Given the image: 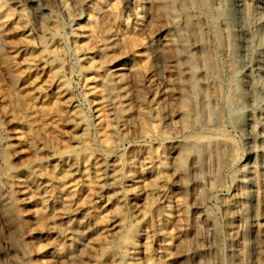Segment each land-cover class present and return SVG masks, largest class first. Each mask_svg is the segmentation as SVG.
<instances>
[{"label":"rangeland","instance_id":"1","mask_svg":"<svg viewBox=\"0 0 264 264\" xmlns=\"http://www.w3.org/2000/svg\"><path fill=\"white\" fill-rule=\"evenodd\" d=\"M168 1L0 0V264H264V0Z\"/></svg>","mask_w":264,"mask_h":264},{"label":"bare ground","instance_id":"2","mask_svg":"<svg viewBox=\"0 0 264 264\" xmlns=\"http://www.w3.org/2000/svg\"><path fill=\"white\" fill-rule=\"evenodd\" d=\"M162 1V0H161ZM167 1V0H166ZM172 1V0H171ZM170 1V2H171ZM192 1V0H191ZM205 1V0H204ZM169 2V1H168ZM170 2H169V5H170ZM175 2V1H174ZM173 2V3H174ZM202 2V1H201ZM172 4V3H171ZM157 5V4H156ZM168 5V4H167ZM174 6V5H173ZM263 6H264V4H263ZM158 7H160L159 5H158ZM171 7H172V5H171ZM0 8H1V3H0ZM161 8V7H160ZM263 8V7H262ZM162 9V8H161ZM264 9V8H263ZM163 10V9H162ZM171 10H173V9H171ZM174 10H175V7H174ZM159 12H160V10H159ZM166 12V11H165ZM167 12H168V10H167ZM161 13H162V11H161ZM175 13V12H174ZM163 14V13H162ZM165 14V13H164ZM168 14H169V12H168ZM176 14H177V12H176ZM158 15V14H157ZM161 15V14H160ZM172 16H174L175 14H171ZM171 16V17H172ZM170 17V16H169ZM178 17V16H177ZM190 17H192V16H190ZM176 19V18H175ZM187 24V23H186ZM188 26V25H187ZM230 29V28H229ZM139 37V36H138ZM172 38L170 37V35H168L167 37H166V39H165V45H164V47L168 50L169 49V51H170V49L171 48H173V46H172V40H171ZM178 51V50H177ZM173 53V52H172ZM171 56V55H170ZM175 56V55H174ZM30 61V60H29ZM33 63V61H30V63ZM29 63V65H32V63L30 64ZM234 63V62H233ZM1 64L3 65V67H4V69L3 70H5L6 72H7V74H9L11 77H13V74H12V68H11V60L9 59V58H3V61L1 62ZM231 64V63H230ZM26 66L25 67V72L26 73H29L28 71H30L31 69H33V66ZM233 66V65H232ZM127 71H129V70H127ZM126 70L124 71V70H120V73H121V75H120V77H121V80H120V83H125V81H126V75H128V74H126V73H128ZM31 74V73H30ZM129 74H131V73H129ZM131 75H134V77L137 79L138 77H140V71L138 70V69H134V70H132V74ZM183 75V74H182ZM196 77V76H195ZM138 80V79H137ZM136 80V81H137ZM193 80V79H192ZM198 80V79H197ZM196 80V81H197ZM111 85H114V82H112L111 81ZM14 84V83H13ZM195 85H197V83L195 84ZM198 86V85H197ZM195 88H196V86H194ZM201 87V85L199 86V88ZM178 88V87H177ZM180 91V90H179ZM136 92V91H135ZM137 93V92H136ZM127 96V95H126ZM125 96V97H126ZM189 97V96H188ZM188 97L186 98V99H188ZM193 97V96H192ZM191 96H190V98H192ZM220 97V96H219ZM185 98V97H184ZM182 99L181 100V103H180V105H181V109H182V114H183V117H184V121H186L187 123H185L184 125L187 127L188 126V123H189V121H187V119H188V117H189V110L187 109L188 107H189V104H188V101H190L189 99H188V101H186L185 99ZM197 98V97H196ZM37 99L40 101V104H41V106L42 107H44V102H45V100H43V97L41 98V94H39L38 95V97H37ZM191 100H193V98L191 99ZM196 99H194V101H195ZM191 102V101H190ZM193 102V101H192ZM238 102V101H237ZM102 104V103H101ZM172 105V104H171ZM194 104H192V106H193ZM44 109V112L46 113V115H47V112H46V108H43ZM101 110V109H100ZM61 110H58V112H60ZM45 115V116H46ZM172 130V129H171ZM215 141V140H214ZM210 143V142H209ZM212 144H215L214 146L215 147H218L219 148V150H220V152H221V155L222 156H227L228 158H229V156L227 155L228 154V151H229V149L227 150V153H226V142L225 141H217V139H216V141L215 142H211ZM210 145V144H209ZM208 145V146H209ZM207 146V145H206ZM211 146V145H210ZM217 151V150H216ZM215 151V152H216ZM236 151V150H235ZM190 153H191V150L189 151ZM193 152V151H192ZM213 152V151H212ZM234 152V151H233ZM190 153H188V155L190 154ZM219 154V153H218ZM229 154H232V153H230L229 152ZM187 155V154H186ZM178 156V155H177ZM211 156V155H210ZM236 157V156H235ZM220 159H221V157H219ZM223 158V157H222ZM232 159V158H231ZM235 159V158H234ZM188 161V160H187ZM221 162H223L222 160H221ZM224 163V162H223ZM187 162H186V160L185 159H182L180 162H179V164L176 166V167H174L173 168V170H174V173L176 174V173H179V170H178V167L179 168H181V169H184L182 172L184 173V175H185V170H186V168H187ZM165 166V168H166V170L169 168V163H168V161L164 164ZM176 165V164H175ZM171 168V167H170ZM177 170H178V172H177ZM185 171V172H184ZM171 173V172H170ZM180 174V173H179ZM178 174V175H179ZM186 175H187V172H186ZM63 176V175H62ZM90 176V175H89ZM182 176V175H181ZM59 177V176H58ZM61 177V176H60ZM64 177V178H63ZM63 177H61V178H63L62 180H64L65 178H68V175H64ZM184 177H186V176H184ZM95 178V177H94ZM26 180H25V182L27 183L28 182V180H27V178H25ZM98 179V177L96 178V180ZM58 181H60V180H58ZM95 180H93V182H94ZM89 182H91V181H89ZM99 182H95V184L97 185ZM91 184H93V183H91ZM66 184L65 183H63L62 184V188H61V192H64V193H66L68 190V187L67 186H65ZM70 187V186H69ZM180 207V206H179ZM167 210H166V212H168V214H170V216H172V212H173V207L172 206H169L168 208H166ZM147 210V209H146ZM174 210H175V208H174ZM187 212V211H186ZM143 213H144V211H143ZM145 213H147V212H145ZM144 213V214H145ZM163 213H165V212H163ZM143 215V214H142ZM146 215V214H145ZM144 215V216H145ZM177 219V218H176ZM174 220V219H173ZM181 220V219H180ZM183 220H185V219H183ZM120 224V223H119ZM180 225V224H179ZM53 226V225H52ZM78 226V225H77ZM80 226H81V224H80ZM172 227V226H171ZM71 229H73V228H71ZM174 229V228H173ZM136 235H137V228H135V227H133V228H131L130 230H129V232L127 233V238H126V240H128L132 245H134L135 247L137 246V244L140 242V237H137L136 238ZM139 238V239H138ZM125 240V241H126ZM142 240H143V238H142ZM128 243V242H127ZM129 243V244H130ZM89 251V250H88ZM93 254V253H92ZM174 254V253H173ZM70 257V256H69ZM52 259V258H51ZM26 262V261H25Z\"/></svg>","mask_w":264,"mask_h":264}]
</instances>
